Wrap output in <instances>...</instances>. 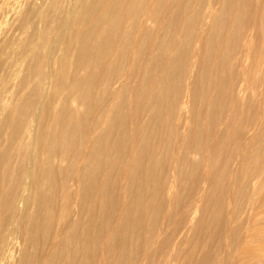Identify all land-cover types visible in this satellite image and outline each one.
Returning a JSON list of instances; mask_svg holds the SVG:
<instances>
[{
  "label": "bare ground",
  "instance_id": "obj_1",
  "mask_svg": "<svg viewBox=\"0 0 264 264\" xmlns=\"http://www.w3.org/2000/svg\"><path fill=\"white\" fill-rule=\"evenodd\" d=\"M86 1L64 8V57L41 61L47 88L36 83L12 105L0 98V264H106L118 233L144 227L155 190L175 200L182 165L212 150L240 0ZM55 214L38 258L37 236Z\"/></svg>",
  "mask_w": 264,
  "mask_h": 264
},
{
  "label": "rangeland",
  "instance_id": "obj_2",
  "mask_svg": "<svg viewBox=\"0 0 264 264\" xmlns=\"http://www.w3.org/2000/svg\"><path fill=\"white\" fill-rule=\"evenodd\" d=\"M11 1L0 0V98L7 105L34 89L36 83L47 88L48 68L41 61L50 56L53 63L64 57L65 40L59 46L58 29L67 34L62 26L72 21L64 9L70 0ZM94 2L87 0L85 8ZM239 5L236 33L229 36L226 45L230 55L223 94L217 96L218 105L210 116L213 137L207 142L212 150L199 162V156L192 155V161L182 165L172 192L175 200L161 198L155 190L157 197L144 227L137 225L125 236L118 233L115 244L110 243L114 254L102 253L106 264H264V0H240ZM77 6L82 8L80 3ZM73 61L68 62L67 70L72 71ZM38 100L36 107L42 102ZM0 109L1 124L8 110ZM167 174L170 180L178 175ZM56 224L55 214L49 226L39 232L38 258L45 255ZM26 245L31 255L30 243ZM54 264L61 263L55 260Z\"/></svg>",
  "mask_w": 264,
  "mask_h": 264
}]
</instances>
